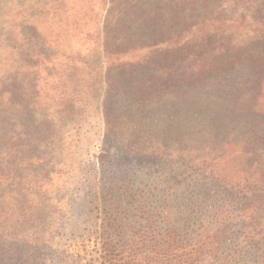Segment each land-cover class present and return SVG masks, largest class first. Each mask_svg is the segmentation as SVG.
<instances>
[{"label": "trees", "instance_id": "obj_1", "mask_svg": "<svg viewBox=\"0 0 264 264\" xmlns=\"http://www.w3.org/2000/svg\"><path fill=\"white\" fill-rule=\"evenodd\" d=\"M69 1L0 0V264H264V0H103L98 37L48 35L46 19L75 18L80 0ZM57 68L65 83L101 73L86 84L104 92L114 159L158 164L110 178L114 159L99 151L92 211L113 212L108 227L125 236L100 253L55 244L37 198L61 173L41 169L58 150L57 120L37 102ZM23 192L28 211L3 213Z\"/></svg>", "mask_w": 264, "mask_h": 264}, {"label": "rangeland", "instance_id": "obj_2", "mask_svg": "<svg viewBox=\"0 0 264 264\" xmlns=\"http://www.w3.org/2000/svg\"><path fill=\"white\" fill-rule=\"evenodd\" d=\"M6 1L9 4H18L17 0ZM25 1L31 2V0ZM72 1L74 0L69 2ZM75 6L77 7L76 10L71 13L75 18L67 13L64 16L62 15L60 23H58L59 18L55 20V23H52L50 19H46L49 24L48 35L64 39L68 36L72 37L89 33L90 37L94 39L101 34L102 21L105 15L103 0H80ZM90 7L93 11L92 14L89 13L87 17H84L86 10H90ZM81 8H84L82 12L80 11ZM93 43L92 41L89 45L85 44L83 47L78 45V47H73L72 50L83 49L82 52H84L86 48L95 49L96 46ZM58 45V47H61L62 40H60ZM4 46V44H1V47ZM72 73L74 75L65 83L66 77L62 76L64 74L62 69L57 68L56 74L60 78L59 83L42 79L39 84L42 94L40 97L44 98L45 101L37 100V102L54 106L51 113L57 120V126L55 127L54 122L51 128L54 129L55 127L53 132L58 137L57 152L47 159L49 163H44L45 167L41 169L44 173L48 170L50 172L54 169H60L61 173L58 176L47 175L48 180L45 182L44 191L42 190L38 194L40 197L37 198L42 201L45 226L50 239L55 244H63L67 240L81 241L88 246V250L93 249L95 252L98 251L100 253V246L105 241L117 242L122 245L125 242V236H118V232H113L112 228L108 227L110 222L108 223L107 218L113 212L92 211L91 205L94 201L93 198L99 195L97 189L99 180L97 156L99 151L101 149L108 151L112 159L115 158L118 152H115V148L105 140L104 92H98L97 87L99 88V84H94L95 89H88L91 85L87 86L86 84L89 76L91 78L94 76L93 79L95 81L96 75H101V73L93 69V71L88 72L89 76H80L83 80L81 83L76 81L80 71ZM90 81L92 82V80ZM19 87L23 90L24 83H19ZM56 90L61 93L63 104L57 101ZM19 108H21V105H19ZM65 108H67L65 113H59ZM123 130L125 131V126ZM127 139V137H123L124 145H121L122 149H127ZM125 159L120 161L114 159L110 178L116 174L125 180V167L127 166H132L134 173L139 175V170L142 172L143 170L155 171V165H158L157 163L139 161L141 159L138 158ZM156 161H159V159ZM53 163L62 164L63 169L61 170V166L59 167ZM35 165L34 168L38 167V163ZM25 173L28 174V171L26 170ZM23 193L26 194L25 200H20L17 204L14 201L11 202V208L13 209L10 210L9 208V210L13 212L10 213L9 210H5V207L2 212L9 213L14 217L19 214L24 215L33 201L29 192ZM16 207L18 210L21 208L26 210V212L19 213L18 210L14 211ZM118 212H115L118 214V224L125 225L124 214H119Z\"/></svg>", "mask_w": 264, "mask_h": 264}]
</instances>
